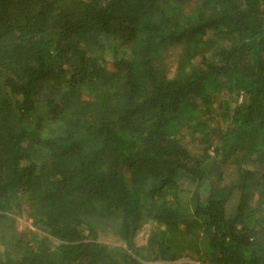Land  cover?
<instances>
[{
	"label": "trees",
	"instance_id": "trees-1",
	"mask_svg": "<svg viewBox=\"0 0 264 264\" xmlns=\"http://www.w3.org/2000/svg\"><path fill=\"white\" fill-rule=\"evenodd\" d=\"M0 244L264 264V0H0Z\"/></svg>",
	"mask_w": 264,
	"mask_h": 264
},
{
	"label": "rangeland",
	"instance_id": "rangeland-1",
	"mask_svg": "<svg viewBox=\"0 0 264 264\" xmlns=\"http://www.w3.org/2000/svg\"><path fill=\"white\" fill-rule=\"evenodd\" d=\"M26 226L31 228L30 220H27V221H25L23 219L19 220V222H18V228L23 229ZM147 229H148V226L147 225H144L138 231L136 238H137V241L139 243L142 242L143 236H144V234H145V232H146ZM98 239L101 240V241H104V242H109V243H113L114 242V237L111 236V234H101V235H99V238ZM1 246L2 245L0 244V250L2 249ZM184 262H186V259H182V260H179L177 262H174V264H182ZM152 264H161V263H152Z\"/></svg>",
	"mask_w": 264,
	"mask_h": 264
}]
</instances>
